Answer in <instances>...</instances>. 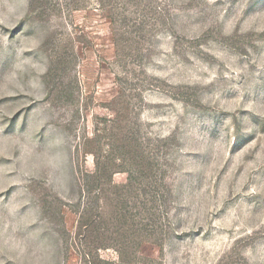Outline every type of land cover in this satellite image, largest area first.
I'll use <instances>...</instances> for the list:
<instances>
[{
    "label": "rangeland",
    "instance_id": "rangeland-1",
    "mask_svg": "<svg viewBox=\"0 0 264 264\" xmlns=\"http://www.w3.org/2000/svg\"><path fill=\"white\" fill-rule=\"evenodd\" d=\"M101 261L264 264V0H0V264Z\"/></svg>",
    "mask_w": 264,
    "mask_h": 264
},
{
    "label": "trees",
    "instance_id": "trees-1",
    "mask_svg": "<svg viewBox=\"0 0 264 264\" xmlns=\"http://www.w3.org/2000/svg\"><path fill=\"white\" fill-rule=\"evenodd\" d=\"M129 180H130V178H128ZM101 263H103V264H109V263H107V262H103V261H101Z\"/></svg>",
    "mask_w": 264,
    "mask_h": 264
}]
</instances>
